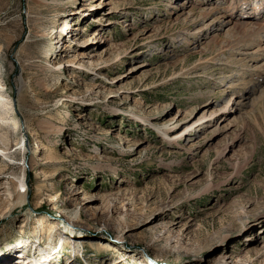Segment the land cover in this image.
Segmentation results:
<instances>
[{
  "label": "rangeland",
  "instance_id": "rangeland-1",
  "mask_svg": "<svg viewBox=\"0 0 264 264\" xmlns=\"http://www.w3.org/2000/svg\"><path fill=\"white\" fill-rule=\"evenodd\" d=\"M72 1L0 0V264H264L254 0Z\"/></svg>",
  "mask_w": 264,
  "mask_h": 264
},
{
  "label": "bare ground",
  "instance_id": "bare-ground-1",
  "mask_svg": "<svg viewBox=\"0 0 264 264\" xmlns=\"http://www.w3.org/2000/svg\"><path fill=\"white\" fill-rule=\"evenodd\" d=\"M70 1H72V0H70ZM256 1V2H255ZM73 2V1H72ZM246 2V1H245ZM35 3H36V5H37V7H38V11H39V9H40V13L41 12H43L45 9L47 10V9H50V8H53L54 9V11H55V13H56V15H58V13L60 12L59 11V6H61L63 3H64V0H35ZM112 4V3H111ZM254 12H251V13H254V15H253V17L254 18H257V17H262V19H264V0H254ZM252 8V9H253ZM63 11H65V13L63 12V14L62 15H65V17L66 18H70V17H72V15H74V14H77L79 11H76L75 9H71V11L69 10V11H67V10H63ZM39 13V12H38ZM72 19L73 18H71L70 20L72 21ZM71 21H68L67 23H66V26L67 25H72L71 24ZM259 23V22H258ZM263 24V23H262ZM259 25V24H258ZM260 27H261V25H259ZM262 26H264V25H262ZM259 28V27H258ZM262 28V27H261ZM74 29H78V27H74ZM257 29V28H256ZM263 30H264V28H262ZM254 30H255V28H254ZM259 30V29H258ZM261 30V29H260ZM55 30H54V28L52 29V33L54 32ZM257 31V30H256ZM251 32H253V31H251ZM95 34H97V35H99L100 33H98L97 32V30H95ZM42 35H44V33L42 34ZM55 35V34H54ZM52 37H54V39L56 40L57 39V41H56V44L58 43H63V45L61 46V48H60V50H58L56 53H54L55 54V57H63V56H65L64 55V53L63 52H66V48H67V46H68V44H66L65 43V41H64V38H59V36L58 35H55V36H52ZM98 38V36L97 37H93V40L90 42V44H95L94 42H100V41H105L106 39L105 38H103V36H99V38ZM63 40V41H62ZM65 46V47H64ZM57 47H59V46H57ZM62 49H64V50H62ZM95 55H97L95 52H90V53H86V52H83V53H80L78 56H73V58H70V59H67V61H66V63L65 64H67L68 66H72V67H75V68H77V69H83V68H90V69H94L93 67H95L98 63L97 62H95L96 60H95V58L94 57H96ZM99 55V54H98ZM63 60V59H62ZM64 62V61H63ZM63 62H57V63H55V66H57V67H61V65L62 64H64ZM59 69V68H58ZM3 86H2V84L0 83V127L2 126V125H4V123H6L5 122V118L6 117H4L3 116V114L2 113H5V114H9V112L7 111V109H9L10 107H12V103L11 102H8V103H6V100H4V95H2V93H3ZM239 100V99H238ZM241 101H242V99H241ZM237 102H240V101H237ZM8 105V106H7ZM228 110H230V109H228ZM225 111V110H224ZM224 111H222L221 113H217V114H215L216 112H217V110L215 109V110H208V109H205L204 110V113L199 117V118H197V119H190V120H188V123L185 125V127L183 128V129H181L180 131H178V132H174V133H170L171 131H172V127H170V128H168L169 126H168V124L165 126V128H163L161 131L163 132V135H165L166 136V138L168 137H172V139H177V140H180V139H182V140H186V139H188L187 137L190 135V134H194V133H192V131H194V130H196V129H198V130H200L201 128H203V125L205 124V123H207V122H209V121H211L210 119H211V116H213L212 118L214 119V117H217V116H220L221 114H223L224 113ZM226 113V112H225ZM9 116V115H8ZM138 117V116H137ZM207 124H209V123H207ZM231 124V123H230ZM208 126V125H207ZM226 127H227V125H225ZM224 126V127H225ZM229 126V125H228ZM175 130H176V128H175ZM170 140V139H169ZM171 141V140H170ZM227 148V147H226ZM223 149L221 152H219L220 153V155H222L227 149ZM0 179H1V177H0ZM42 222V221H41ZM42 224H43V222H42ZM43 225H45V224H43ZM46 225H48V226H50V227H53L54 225H56V223L55 222H50L49 224H46ZM52 225V226H51ZM49 227V228H50ZM48 228V229H49ZM48 232H51V231H49L48 230ZM49 235V234H48ZM121 239V237H119V239L117 240V241H119ZM112 243L111 242H109L107 239H105V238H103V237H101V238H99V244H97L96 246L99 248V249H101V250H105V248H107V249H109V247H110V245H111ZM117 248V247H116ZM113 250H115V247L113 248ZM106 251V250H105ZM108 252V251H107ZM149 257V256H148ZM154 261V260H153ZM223 261H224V263H226V264H231L232 262H233V260H232V257H231V255H228V256H224L223 257ZM149 262H150V260H149ZM155 264H157V263H155ZM170 264H172V263H170Z\"/></svg>",
  "mask_w": 264,
  "mask_h": 264
}]
</instances>
